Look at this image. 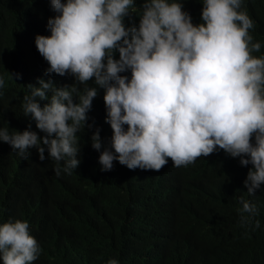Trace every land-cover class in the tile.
<instances>
[{"label":"clouds","instance_id":"1","mask_svg":"<svg viewBox=\"0 0 264 264\" xmlns=\"http://www.w3.org/2000/svg\"><path fill=\"white\" fill-rule=\"evenodd\" d=\"M35 1L17 0L21 47L0 64V159L26 173L12 189L17 212L0 221V264H48L43 243L63 222L61 197L37 186L41 163L72 179L88 153L125 174L110 182L127 202L121 213L168 199L196 227L171 169L206 167L223 150L246 167L249 196L264 185V51L243 0H200L198 24L181 0H143L137 12L135 0H41L50 18L35 15ZM83 182L63 189L70 203ZM240 203L241 224L259 228L256 205ZM163 224L140 208L128 231ZM221 259L244 264L234 251Z\"/></svg>","mask_w":264,"mask_h":264},{"label":"trees","instance_id":"2","mask_svg":"<svg viewBox=\"0 0 264 264\" xmlns=\"http://www.w3.org/2000/svg\"><path fill=\"white\" fill-rule=\"evenodd\" d=\"M181 2L192 22L200 23V0ZM142 3L143 0H135V12ZM35 4V15L55 16L53 9H46L41 0ZM16 6L17 0H0V64L12 58V48L21 47L14 26ZM241 10L253 20L249 34L264 51V0H243ZM79 160L82 170L72 179H56L46 163L35 169L39 175L37 186L61 197L55 204L63 227L54 230L57 237L53 241L43 243V248L51 253L46 257L48 264H99L104 258H128L134 264H228L221 257L230 251L240 255L244 264H264V185L249 196L244 186L246 167L238 166L223 150L214 152L206 167L197 164L192 169L173 168L168 177L175 182L171 187L179 190L180 199L199 220L198 227L183 213H177L168 199L145 198L142 206L133 205L128 213H121L127 202L119 198L110 182L120 181L125 174L102 171L99 159L88 153ZM25 175V171L0 159V221L17 212L12 189ZM82 178L84 182L70 203L63 189ZM156 185L163 187L158 180ZM241 198L256 205L258 211L253 219L259 220V228L241 224ZM140 208L152 209L155 219L165 224L141 225L129 232ZM46 218L53 220L54 216Z\"/></svg>","mask_w":264,"mask_h":264},{"label":"bare ground","instance_id":"3","mask_svg":"<svg viewBox=\"0 0 264 264\" xmlns=\"http://www.w3.org/2000/svg\"><path fill=\"white\" fill-rule=\"evenodd\" d=\"M160 215V214H159Z\"/></svg>","mask_w":264,"mask_h":264}]
</instances>
